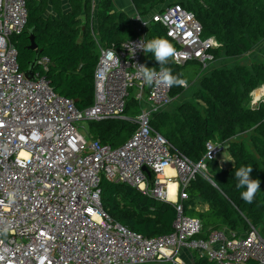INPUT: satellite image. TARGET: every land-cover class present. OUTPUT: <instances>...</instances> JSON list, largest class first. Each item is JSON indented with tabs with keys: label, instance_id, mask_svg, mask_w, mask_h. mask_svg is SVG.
I'll return each instance as SVG.
<instances>
[{
	"label": "built area",
	"instance_id": "1",
	"mask_svg": "<svg viewBox=\"0 0 264 264\" xmlns=\"http://www.w3.org/2000/svg\"><path fill=\"white\" fill-rule=\"evenodd\" d=\"M27 2L0 0V264H191L193 254L210 264H264V234L250 222L245 232L222 228L199 237L203 225L185 215L184 202L198 176L210 181L207 162L218 161L227 145L208 141L198 162L178 151L151 125L153 115L171 105L172 87L149 86L139 74L147 53L138 45L152 40L151 23L165 28L179 66L194 61L207 69L217 39L204 37L195 15L177 3L130 17L135 36L118 49L101 47L92 32L99 48L94 101L78 110L41 74L51 64L48 57L37 61L33 79L19 71L14 38L27 25ZM108 52L116 53L119 66L106 59ZM256 92L250 107L264 100H255ZM131 96L147 106L132 120L137 129L123 145L83 135L79 122L128 120ZM102 179L172 204L173 232L145 237L114 222L101 204ZM172 181L175 201L169 198Z\"/></svg>",
	"mask_w": 264,
	"mask_h": 264
},
{
	"label": "trees",
	"instance_id": "2",
	"mask_svg": "<svg viewBox=\"0 0 264 264\" xmlns=\"http://www.w3.org/2000/svg\"><path fill=\"white\" fill-rule=\"evenodd\" d=\"M65 1L70 10L64 14L62 0H28L27 25L14 38L18 66L20 72L32 71L34 74L39 69L36 60L48 57L51 64L41 74L57 95L72 100L78 110H84L94 101V72L99 58L98 44L92 36L94 17L97 28L93 31L103 48L118 49L135 33L130 16L115 11L113 0H97L95 12L92 0ZM166 1L132 0V3L139 15L147 17L162 11L165 7L160 6ZM182 3L177 4L192 12L202 24L203 36L215 37L219 42L220 46L213 51L215 60L222 54L230 59L240 58L264 40V0H189L188 6ZM49 5L58 18L46 16ZM83 14L85 25L80 18ZM30 31L34 35L36 51L29 49ZM148 36L151 39L163 37L170 42L160 24L151 23ZM145 64L156 71L161 67L150 52ZM198 64L201 71L194 75L186 74L187 64L176 65L172 58L164 67L192 84L205 70ZM260 85L264 86V63H256L252 69L243 66L215 69L201 80L195 97L204 104L203 112L187 104L178 109L176 115H162L159 111L152 117L153 129L191 161H200L206 143L216 139L227 145L234 161L229 169L222 168L216 160L207 162L210 181L198 176L188 189L189 200L184 202V213L201 221L203 232L199 237L206 238L212 231L222 228L245 232L249 222L255 227L264 223V202L259 199L258 192L251 203H246L240 196L245 189L236 187L238 180L235 177V171L240 167L252 166L250 178L259 179L260 190L264 188V100L255 107L249 105L251 94ZM184 90L172 86L173 99ZM133 108L137 114L141 111L134 99L128 101L126 113ZM132 120L89 121V136L118 148L124 143H120L121 137L127 140L136 131L137 125ZM244 135H249L251 149L241 141ZM100 189L102 207L114 222L145 237L173 232L177 212L172 204L107 179H102ZM200 205H207L208 209H196ZM195 264L210 263L195 256Z\"/></svg>",
	"mask_w": 264,
	"mask_h": 264
},
{
	"label": "rangeland",
	"instance_id": "3",
	"mask_svg": "<svg viewBox=\"0 0 264 264\" xmlns=\"http://www.w3.org/2000/svg\"><path fill=\"white\" fill-rule=\"evenodd\" d=\"M180 1H183V5L184 6H188V1L189 0H168L165 2L164 6H160L161 8L166 7L167 5L171 4V3H178ZM150 6V3L148 4V7ZM256 63H264V40H261V42L256 45L253 49L252 52H250L249 54H246L240 58H228L225 55H220L217 60L214 61V63L208 68L205 69L204 71H202V73H200L198 79L196 80V82L189 84L188 88H186L184 91H182L180 94H177V96H174V99L171 103L170 106L166 107L165 109L161 110V114L165 115L166 113L168 115H176L175 113L177 112L178 109H180L181 107H183V105H194L197 109L201 110V112H203L204 110V104L202 102H198L196 101L195 97H197L198 95V88H199V84L201 82V80L206 77L208 75V73H210L212 70L215 69H232L235 66H243L246 67L248 69H252V66ZM197 71H201V68L198 64V62H189L187 63L185 72L187 75H194ZM256 90H264V86L260 85L258 87V89ZM253 97V95L251 96ZM133 100V97L131 96L129 101ZM138 103V102H137ZM138 106L144 107L147 106L146 104H140L138 103ZM136 108L139 110V108L136 106ZM136 112H138L136 109L133 108V110H128V112L126 113V117L128 119H134L136 116ZM78 126L80 128H82L81 132L83 133V135L86 136V134H89V122L88 121H82L78 123ZM120 143H125L127 140H125L124 137H121L120 139ZM241 141H243L244 143L248 144L249 148L251 149V142L249 139V135H244L241 137ZM214 142L220 143L218 141V139L214 140ZM123 143V144H124ZM122 144V145H123ZM233 159L231 157V155L228 152V149H224L222 152H220V154L218 155V163L220 165L221 163V167L223 168H230V166L233 164ZM258 197L261 201L264 202V188L258 191ZM263 234H264V223L262 226L257 227Z\"/></svg>",
	"mask_w": 264,
	"mask_h": 264
},
{
	"label": "clouds",
	"instance_id": "4",
	"mask_svg": "<svg viewBox=\"0 0 264 264\" xmlns=\"http://www.w3.org/2000/svg\"><path fill=\"white\" fill-rule=\"evenodd\" d=\"M2 43L3 40L0 38V44ZM138 46L141 47L145 53H153L155 60L161 66L159 72H157L154 68L140 66L139 74L142 76L146 84L149 86L155 85L157 87L162 85L169 88L172 86L186 88L188 86V81L182 78L180 74L173 75L170 68L164 67V65L169 62L170 58H176L178 56L176 49L167 39L163 37H157L153 38L147 43H141ZM106 59L111 61L113 65H120L119 58L116 56L115 52H108ZM252 170V166H242L235 171V177L238 180L236 187L238 189H245L240 193V196L241 199L246 203H251L254 200L258 190H260L261 181L259 179L250 178V173ZM11 199L12 194H10V200Z\"/></svg>",
	"mask_w": 264,
	"mask_h": 264
},
{
	"label": "crops",
	"instance_id": "5",
	"mask_svg": "<svg viewBox=\"0 0 264 264\" xmlns=\"http://www.w3.org/2000/svg\"><path fill=\"white\" fill-rule=\"evenodd\" d=\"M96 1L97 0H95V3H96ZM113 2H114V6H115V11H117V12H123V13H126L128 16H130V17H132L134 14H136L137 13V11H136V9H135V7H134V5H133V3H132V0H113ZM94 3V4H95ZM94 4H93V6H94ZM95 6L93 7V11L95 12ZM61 10H62V12L65 14V13H68L69 12V10H70V7H69V5L67 4V2L65 1V0H62V3H61ZM46 16L47 17H51V18H58V15H57V13H55L53 10H52V8L50 7V5H49V7H48V10H47V14H46ZM81 21H82V25H85V23H86V16L83 14V15H81ZM92 25H93V28H97V22H96V19H95V17H94V21H93V23H92ZM93 28H92V32H94L93 31ZM95 33V32H94ZM96 35V34H95ZM97 37V36H96ZM98 52H99V48H98ZM233 162V164L230 166V168H232L233 167V165H234V161H232ZM220 166H221V163H220ZM223 168V167H222ZM224 169H226V168H224ZM227 169H229V168H227ZM196 209H198V210H205V209H208V207H207V205H200V206H197V208ZM195 254H193V258L191 259V264H195Z\"/></svg>",
	"mask_w": 264,
	"mask_h": 264
},
{
	"label": "bare ground",
	"instance_id": "6",
	"mask_svg": "<svg viewBox=\"0 0 264 264\" xmlns=\"http://www.w3.org/2000/svg\"><path fill=\"white\" fill-rule=\"evenodd\" d=\"M261 95H264V91L263 90H259L257 91L255 94H254V98L255 100H258L259 97ZM168 173H173L172 170L168 169L167 170ZM176 183L175 182H170L169 183V198H170V201H175L176 200Z\"/></svg>",
	"mask_w": 264,
	"mask_h": 264
},
{
	"label": "water",
	"instance_id": "7",
	"mask_svg": "<svg viewBox=\"0 0 264 264\" xmlns=\"http://www.w3.org/2000/svg\"><path fill=\"white\" fill-rule=\"evenodd\" d=\"M29 34H30V37H29L30 38V46H29V49L32 50V51H36L37 50V46H36V43H35L34 35L32 34V31H30ZM36 63H37V60H36ZM25 76L28 79H33V72L32 71H29L28 73L25 74ZM256 91L257 90H255L254 92H256ZM144 171H146L147 174L150 175V173L148 172L147 169H144Z\"/></svg>",
	"mask_w": 264,
	"mask_h": 264
}]
</instances>
